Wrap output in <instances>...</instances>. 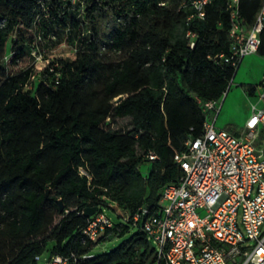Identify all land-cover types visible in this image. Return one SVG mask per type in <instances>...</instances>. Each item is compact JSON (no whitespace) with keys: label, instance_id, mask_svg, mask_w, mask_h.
Listing matches in <instances>:
<instances>
[{"label":"trees","instance_id":"1","mask_svg":"<svg viewBox=\"0 0 264 264\" xmlns=\"http://www.w3.org/2000/svg\"><path fill=\"white\" fill-rule=\"evenodd\" d=\"M260 8L239 0L243 26ZM192 13L187 0H0V264H36L49 241V255L73 253L77 264H153L143 218L132 216L156 210L160 189L177 181L174 153L203 132V104L220 101L237 70L219 57L233 40L226 0H211L202 18ZM35 34L46 56L60 45L75 53L51 58L27 89L33 66L13 71L4 58L11 36L12 65L29 57ZM120 118L131 127L114 128ZM108 201L129 219L113 221L98 242L135 231L91 254L82 211Z\"/></svg>","mask_w":264,"mask_h":264},{"label":"built area","instance_id":"2","mask_svg":"<svg viewBox=\"0 0 264 264\" xmlns=\"http://www.w3.org/2000/svg\"><path fill=\"white\" fill-rule=\"evenodd\" d=\"M210 1L187 0L193 10L187 19L202 18L204 7ZM226 4L233 40L229 53L219 57L238 68L245 56L259 49L264 28V0L248 27L243 26L239 0H226ZM187 36L193 47L194 34L189 31ZM42 42V37L35 34L31 55L27 57L33 60L27 65L33 66L25 83L27 89L33 88L38 73L55 57L41 51ZM13 54L10 51L4 63L15 71L11 62ZM260 86L257 99L261 105L251 106V115L238 133L215 127L221 99L203 104L207 117L213 112L212 120L206 117L203 132L195 138L187 137L181 150L173 155L181 175L175 183L160 189L156 210L150 212L142 207L133 214V222L143 218L141 228L154 247L153 264H264V149L256 145L264 132V73ZM145 157L157 159L151 150ZM79 171L86 174L82 168ZM140 173L146 178L147 168L140 166ZM98 207L81 229L82 242L95 243L99 234L113 226L104 206ZM107 208L124 218L123 221L129 219L116 202L108 201ZM80 259L73 253L68 256L52 254L46 259L43 254L35 257L36 264L42 261L44 264H77Z\"/></svg>","mask_w":264,"mask_h":264},{"label":"rangeland","instance_id":"3","mask_svg":"<svg viewBox=\"0 0 264 264\" xmlns=\"http://www.w3.org/2000/svg\"><path fill=\"white\" fill-rule=\"evenodd\" d=\"M25 36H28V33H25ZM12 45V36L7 41V54H10ZM73 49L66 45H60L58 48L52 50L49 55L55 57H65V58H73ZM33 62L32 59H24L20 61L13 68L14 70L21 69ZM264 57L259 56L257 53L245 56L238 66L236 73L233 77L232 83L230 84L227 92L224 94L223 98L220 101V110H219V120L218 123H221L225 120H230L232 122V127L235 128L239 125L242 116L246 112L247 108H249L250 103L252 102L246 95L244 90L245 85L258 83L259 75L263 68ZM40 65V64H38ZM213 116V112L209 113L208 120L211 121ZM114 128L121 129H129L130 118H120L116 119L114 124ZM223 127L216 125V128ZM230 127V128H232ZM230 130V129H229ZM146 164H142L141 168L145 169ZM105 214L111 218L112 221H123L124 218L117 216L116 212L110 208H103ZM264 227V225H263ZM135 231L134 228L130 229V232L123 237H118L115 235H109L106 239L101 240L100 242L95 243L91 250V254H100L107 252L118 245L124 238L129 236ZM53 246V241H49L47 243V247L43 253L44 259L48 257L51 247ZM44 264V261L41 262Z\"/></svg>","mask_w":264,"mask_h":264},{"label":"crops","instance_id":"4","mask_svg":"<svg viewBox=\"0 0 264 264\" xmlns=\"http://www.w3.org/2000/svg\"><path fill=\"white\" fill-rule=\"evenodd\" d=\"M258 54V53H257ZM252 55V54H251ZM259 55V54H258ZM250 56V55H249ZM260 56V55H259ZM261 57H264V56H261ZM242 62V61H241ZM263 73H264V64H263V68H262V70H261V72H260V75H259V81H258V83L256 84V83H254V84H256L257 85V88H256V90H255V92H254V94L252 95V96H249V95H247V97L252 101L251 103H250V106H249V108H247V110H246V112L244 113V115L242 116V119H241V121H240V123H239V125L237 126V127H235V128H233L232 127V122L230 121V120H225V121H223V122H221V123H218V120H219V113H218V115H217V117H216V121H215V127H216V125H218L219 124V126H223V127H219V129H226V130H229V131H231V132H236V133H238V132H240L242 129H243V127H244V125H245V122H246V120L249 118V116L251 115V106L253 105V104H255L256 106H260L261 105V103L258 101V99H257V95H258V92L261 90V86H260V80H261V77H262V75H263ZM230 127H232V128H230ZM256 145H257V147H260V148H263L264 149V132H262L260 135H259V138L257 139V141H256ZM146 167H147V164L145 165Z\"/></svg>","mask_w":264,"mask_h":264},{"label":"water","instance_id":"5","mask_svg":"<svg viewBox=\"0 0 264 264\" xmlns=\"http://www.w3.org/2000/svg\"><path fill=\"white\" fill-rule=\"evenodd\" d=\"M126 96V94H122V95H119L118 97H116L114 99V103H118L120 102L124 97ZM58 203H59V208L60 210H63V203L61 200H58ZM99 207L98 206H89V207H85L82 211V214L85 216V217H90L92 215H94L97 211H98ZM104 235V233H101L98 235V238L96 239L95 243H97L101 238L102 236Z\"/></svg>","mask_w":264,"mask_h":264}]
</instances>
